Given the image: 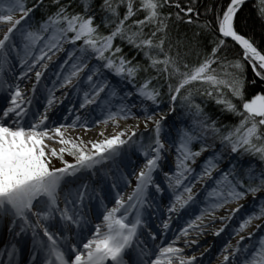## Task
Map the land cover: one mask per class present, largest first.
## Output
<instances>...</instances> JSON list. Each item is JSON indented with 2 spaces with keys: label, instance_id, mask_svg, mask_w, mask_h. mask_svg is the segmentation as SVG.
I'll list each match as a JSON object with an SVG mask.
<instances>
[{
  "label": "snow or ice",
  "instance_id": "1",
  "mask_svg": "<svg viewBox=\"0 0 264 264\" xmlns=\"http://www.w3.org/2000/svg\"><path fill=\"white\" fill-rule=\"evenodd\" d=\"M245 3L246 0H228L216 8L209 6L201 21L193 6L195 0H189L186 6L180 0H99V3L97 0H52L55 11L30 30L28 21L46 6V0H32L31 5L27 0H0V24L9 25L0 38V92H7L4 106L0 107V221L7 222L14 241L7 251L8 264H18V242L29 234V264H197L195 255L186 256L184 248L175 246L179 238L187 237L190 229H200L205 217L215 222L218 210L237 204L226 217L220 218L230 220L243 207L240 201L249 195L253 198V211L234 229L235 236H239L236 244L224 245L221 264H264V237L257 244L244 245L246 239L252 240L254 233L241 235L254 221L264 220V196L257 199L258 193H264V90L246 98L247 84L255 85L256 78L264 82V51L237 30V14ZM255 6L258 17L264 20V0H256ZM165 8L175 11L165 12ZM141 13L143 18L139 17ZM180 23L193 26L191 36L185 32L173 37L170 24ZM205 37L211 47L204 43ZM65 44L74 46L68 53V60L75 57L71 70L62 77L57 75L53 87L45 89L43 112L31 111L33 98L25 94L18 81L31 80L30 73L34 72L30 89L34 97L48 69V61L64 51ZM38 45L39 55H35ZM122 45L134 53L131 58L124 53ZM236 46L242 51L230 58L229 50ZM182 49L187 50L182 52ZM191 52L198 59L203 54L196 65H190L185 59ZM13 53L21 69L13 78L17 82L5 78V72L12 68ZM141 53L148 61L147 66L136 60ZM249 67L254 74L250 81ZM86 69L83 82L88 90L83 92L79 108L85 109L101 100L97 106L106 111V116L99 123L112 122L119 128V121H135L128 129L111 136L101 131L99 135L103 139L85 142L67 133L78 127L85 133L90 131L97 123L90 119V113L83 118L76 115L68 124L50 122L48 113L56 104L55 92L70 86L79 92L81 73ZM149 69L155 75L137 84L138 74ZM104 70L131 84L135 91L119 95ZM161 78L163 84L152 86L153 80ZM165 86L168 112H157L165 94L161 89ZM102 93L106 98L101 97ZM194 93L214 100L221 106V113L237 117V123L218 127V120L208 116L194 101ZM113 99L121 101L115 111L110 106ZM177 105L190 112L195 110V116L201 117L194 120L200 131L197 135L179 130L178 143L169 144L177 155L174 173H163L174 196L167 211L177 213L193 202L196 183L212 178L225 158L230 167L215 178V187L208 192L206 207L200 214L188 221L175 240L167 246L157 245L158 251L152 252L140 247L144 241L140 240L138 230L145 226L142 210L148 203L149 189L162 192L154 173L162 169L161 161L168 150L162 139L164 121L168 113L177 111ZM141 122L144 130L151 133L148 137L138 134ZM208 139H217L221 148L205 158L197 173L191 165L209 151L210 145L205 143ZM197 140L201 142L199 150H193ZM46 141L60 147H50ZM126 145L135 147L145 162L138 171H133L135 185L132 187L128 182L132 190L126 200L117 191L115 206L108 208L101 198L103 224H94V231H90L88 226L92 221L83 213L85 201L92 197L90 186L83 182L76 186L69 178L83 173L97 175L94 170L115 160ZM65 155L73 162L66 160ZM53 159L62 166H55ZM112 187L117 185L113 183ZM225 227L226 224L214 234L220 236ZM255 227L259 230L264 225ZM168 228L169 223L164 222L163 229ZM148 235L152 240L157 239L152 233ZM129 250L137 251L136 259L125 258ZM38 256L42 259L38 260Z\"/></svg>",
  "mask_w": 264,
  "mask_h": 264
},
{
  "label": "bare ground",
  "instance_id": "2",
  "mask_svg": "<svg viewBox=\"0 0 264 264\" xmlns=\"http://www.w3.org/2000/svg\"><path fill=\"white\" fill-rule=\"evenodd\" d=\"M180 2L182 4V6H186L189 4V0H180ZM246 5L251 6L256 18H258L260 20V22L264 25V20H261L257 14L256 6H255L256 0H253L251 2L248 1L245 3L244 6H246ZM193 6L198 10V14H199L200 19L202 21L204 19L205 13L203 12V10H201V8L197 5L196 2ZM244 6H242V8ZM121 10H122V12L124 11V9H121ZM172 11H175V9H172ZM139 17L143 18V15L139 14ZM134 19H135V17H134ZM180 24L186 25L183 23H180ZM7 27H9L7 24L0 25V37L1 38H3V35L5 34ZM189 27H190V25H189ZM192 28H193V26H191V29ZM233 49H237L238 51L241 52V50L239 49L238 46H236ZM59 54H60L59 56H56V57L52 58L51 61H48V69H47V71L44 72V74L41 78V79L51 78L52 83L50 81L45 83V85H43L44 88H43V86L38 85L37 92L40 90H43V92H42L43 94H42V96H40L41 100H39L38 102H36L34 100V102H33L37 105L36 111L43 112L44 104L46 103V101L44 99V97L46 96L45 89L53 87V80L56 81V79H57L54 76L55 75L54 72L58 73V71H59L58 65L64 63V61L66 59H68V55L66 54L65 51L60 52ZM36 55H39V46L36 50ZM74 59H75V57H73L72 60H69V63L66 64V66L64 67V71H66L64 73V75L67 74L71 70V64L73 63ZM11 60H12V68H11V71L5 72V78L9 79L12 82H17L13 78L18 76L21 72L19 59L17 60V63H16L14 53H13L11 55ZM139 61L141 62V60H139ZM186 61H188V60L186 59ZM41 63H44V62L42 61ZM91 63H93V62H91ZM39 68H40V65H37V70H39ZM248 71L251 73V75L253 77L254 74L252 73L250 67L248 68ZM86 74H87V69L85 70L84 73H81L80 88L88 90V85L83 82L84 78L86 77ZM30 75L32 76L31 80L26 78L23 81H18L20 83L21 88L24 90L25 94L29 97H31L29 95V93L31 92L30 91L31 85L34 83V72L30 73ZM104 75L108 78V80L110 81V83L112 85L116 86L118 94L122 95L124 91H128V88H125L123 86L124 83L120 79H118L116 76H114L110 72H108L107 70H104ZM144 75H146V73ZM94 79H96V77H94ZM256 79L259 81L258 78H256ZM259 82H261V81H259ZM173 83H175V81H173ZM261 83L264 84V82H261ZM76 93H77L76 90L73 89L71 86L69 88L58 89L55 92V95L57 98L56 104L53 107V109L51 111H49V113H48L50 122L55 121V122H59V123L68 124L75 118L76 115H81L83 118L85 114L90 113L91 114L90 119L97 121V123L93 124L91 126L90 131H88L87 133H85L84 130L82 128H79V127L76 128L74 131L70 129L69 132L67 133L68 136H71L73 138L81 137L82 139L96 141L97 139H103V137H101L99 135V133L101 131L104 132L105 136H111V135H113L112 130L124 131L135 123V121H133V120L119 121V125H120L119 128L115 127V125L112 122H110L108 125H104L102 123H99V121L103 120L106 116V111H102V110H99V112L94 111L95 107H97V105H99L101 103V100H98L97 104L89 105L85 109H80L79 104L81 103L82 99L80 100L79 97H74V96L72 97V95H75ZM6 95H7L6 91L0 92V107L4 106V97ZM101 97L104 98L103 94H101ZM132 99L134 100L133 97H132ZM118 102H120L119 99H113L111 101L110 106L112 107L113 111L116 110V107L118 106L117 105ZM162 110H164L163 112H165V113L168 112V108H165ZM162 110H160V111H162ZM175 116H177V114L168 113V116H167L168 118L165 121L167 122L169 118H173ZM64 117H67L68 119L64 120ZM175 122H176V118H175ZM164 126H166V125H164ZM164 126H163V132H162V139L165 140V143L167 144L166 149H168L169 143H171L172 141H175L176 136L173 133H171V135H168L167 137L165 135H163V134H165V132L167 130ZM150 134L151 133L149 132V133H146V135H144V136L148 137ZM46 143H49V146H50L54 142H47L46 141ZM57 145H59V144H57ZM123 149L126 151H130V152H134V150L137 151L135 149V147L129 148L127 145ZM123 149H121V151ZM131 149H133V150H131ZM176 155L177 154H176L175 150H170V153L168 155H167V151H165L164 159H163L164 162L163 161H161V162L166 163L167 166L171 163H175ZM116 162H117V164L114 166L112 165L113 164L112 162H108L109 167H107V168L102 167V165H99L97 167V169L94 170L97 173V175H95V176H93L92 173H83V174H78L77 177L70 179L74 182V184L76 186H78L81 182L88 183L90 186L89 190L92 192V197L90 200H86L87 206L85 205V207L83 208L87 213L86 218H90L92 221V223H90L88 226L90 231H94V224H101V225L103 224L102 213L104 212V207L101 206V204L98 202L96 197L104 198L103 203L108 208H109V204L111 205V203L114 202L115 195H116L117 191L121 192V194L124 196V198L126 200L127 195L131 192V189H132L131 187L128 186V182L130 181L131 184H133L135 182V176L133 175V171L134 170L138 171L139 168L143 166L145 160H144L143 156H137V155L133 156L132 155L131 158L122 157L120 160L119 159L117 161L115 160L114 163H116ZM166 168L168 169L167 171H165ZM166 168H164V169L162 168L163 170L161 172L154 174L155 180L157 183L160 184L162 192L157 193L154 188L149 189V201H148L149 204L145 207V209H143L145 211V215H144V213L142 215L143 221H145L151 217V214L153 212L159 211L160 215H159L158 220L156 221L158 226L154 231L156 233L154 235L157 237V239L152 240L151 237L148 235L149 233H152L151 232V228H152L151 221H149V220L146 221L147 224H149L148 226L146 225V222H145V226H142L138 230L141 232L140 237H141L142 241H144L143 246H146L145 248L149 251H152V252L158 251V249L156 247L157 245L167 246L169 243H171L173 240H175L176 237L179 236L180 230H182L184 227H186L187 223H188V221L186 219L183 220L181 217V214L187 208H184L177 213H169L167 211V208L173 203L174 199H171V196H173V192L171 189L168 188V184H167L166 178H165L163 173L164 172H174L175 167H172L171 169H169V167H166ZM121 170H123V172H120ZM196 171H197V173L199 172L198 169ZM122 174H125V177H127V180L122 178L119 181V182H121V184L118 185L119 187L116 190V192L114 194H112L113 198L109 199V197H107V195L110 194V192H108V191L110 190L111 184L112 185H113V183L117 184L118 183L117 179H120ZM199 184H201V183H198V186H199ZM201 185L203 186V183ZM205 185H206V183H205ZM94 191H96L97 193H95ZM193 191H195L196 195H198L200 193L199 188L193 189ZM163 193H165L166 195H164ZM152 197H158L161 200L155 207H154V202L152 200ZM164 202H165V204H163ZM153 209H154V211H153ZM230 211H232V209H227V208L222 209L221 212L223 213L222 215H224L223 217H226ZM217 212H220V210H218ZM148 213L149 214L151 213L150 217H149ZM197 215H199V213ZM235 216L232 217L230 220H222V219L218 218V216L215 215V217H216L215 222H213L209 217H205L203 220V223L201 224L200 229H196V230L190 229L189 235L187 237H180L175 246L184 248L183 254L186 256L195 255L197 257V264H221V261L223 260V257L221 256V251H222L224 245L228 241H232V244L235 245L236 241L239 239H237V240L234 239L235 232L232 231L229 234V236H227L226 241H223V242L218 241L217 242V239L220 236H216L214 233H215V231L219 230L220 227H224L225 224L226 225L232 224V226H233V219L235 218ZM169 217H171V219H169ZM130 219H131V217H130ZM164 222H168V223L170 222L169 228L167 230L163 229V223ZM221 222H222V224H220ZM261 225H264V223ZM263 228L264 227H261V229H263ZM225 230H226V228H225ZM160 231L165 232L164 237H161ZM201 231H202V234H201ZM249 233H254L252 240L249 241L246 239L243 243L245 245H247L249 243L257 244L259 240L255 241L256 233L253 232L252 230H249L248 232H245L244 234L241 233V235L247 236ZM221 234H223V232ZM195 239H197V240H195ZM193 241H195V243H193ZM186 244H187V246H185ZM151 258H154V257H151ZM28 263L29 262L27 261L26 264H28Z\"/></svg>",
  "mask_w": 264,
  "mask_h": 264
},
{
  "label": "rangeland",
  "instance_id": "3",
  "mask_svg": "<svg viewBox=\"0 0 264 264\" xmlns=\"http://www.w3.org/2000/svg\"><path fill=\"white\" fill-rule=\"evenodd\" d=\"M142 15H143V13H141ZM37 15V14H36ZM36 15H35V13H34V16L31 18V20H32V25H33V27L34 28H36V27H38V22H39V20L38 19H36L37 17H36ZM17 18H19V16H17ZM24 22L22 21V24H23ZM28 23H29V21H28ZM0 25H2V24H0ZM9 26V25H8ZM33 28V29H34ZM1 38V37H0ZM17 41L19 42V40L17 39ZM39 46V45H38ZM38 46H37V48H38ZM20 47H22V46H20ZM64 51L66 52V54L68 55V53L70 52V51H72L73 50V48H74V46L73 45H71L70 46V44H65L64 46ZM37 50V49H36ZM61 52H63V51H61ZM60 53V52H59ZM59 53H57L56 55H54L52 58H54V57H56V56H59L60 54ZM232 51H230V54H229V56H230V58H232L233 56H234V54L232 55ZM35 55H36V51H35V53H34ZM21 55H23V52L21 51ZM76 55H78V53L76 54ZM15 58H17V56H16V54H15V56H14ZM66 60H68V59H66ZM65 60V61H66ZM93 62V64H95V63H98V62H96V61H92ZM68 63H69V60H68ZM67 63V64H68ZM66 66V64L65 63H62V64H59L58 65V69H59V71H58V73L57 72H54L55 73V78H57V75H60L61 77L64 75V73L66 72V71H64V67ZM61 69H63V70H61ZM118 79H120L119 77H117ZM54 81V80H53ZM143 80L141 79L140 80V82L139 83H141ZM124 84H123V86L125 87V88H128V91H135V89L132 87V85L131 84H128V83H126L125 81H122ZM137 83V82H136ZM139 83H137V84H139ZM122 86V87H123ZM152 86H156V84H155V82L153 81V83H152ZM123 87V88H124ZM85 91V89H83V88H80V91L79 92H77L75 95H72V97L74 96V97H79V99H83V92ZM119 95H121V94H119ZM134 98V100L136 99L135 97H133ZM121 102H119V104H120ZM160 110H161V106L158 108V109H156V111L157 112H160ZM157 118H159V117H157ZM168 118V117H167ZM129 124V123H128ZM164 125H166V126H164ZM164 127L167 129L166 130V132H165V134H163V135H165L166 137L168 136V135H171V133H173V134H175V136H176V140H175V142H177L178 143V131L179 130H182L181 129V125H178V123H176L175 122V117H173V118H169L168 119V121L166 122V121H164ZM152 128V125L150 124L149 125V129H151ZM186 130H189V131H193L194 132V134H199V129L197 128V126H196V124L194 123V121H191L190 122V124L187 126V128H186ZM117 132H119V130H112V134H115V133H117ZM150 131H145L144 130V128H143V123L141 122V127L139 128V130H138V134L139 133H143L144 135H146V133H149ZM133 139H136L135 137L133 138ZM85 142H87V141H89V140H87V139H83ZM170 140V139H169ZM93 141V140H92ZM171 141V140H170ZM173 142V141H172ZM199 143V145H197V149L196 148H193V146H192V148H193V150H199V147H200V141L199 140H197V141H195L194 143ZM170 144V143H169ZM167 145V144H166ZM50 147H54V148H59L60 147V145H57L56 143H52L51 145H50ZM131 150H133V149H131ZM170 150H175V148L174 147H168V150H167V153L168 152H170ZM213 151H218V149H216L215 147H210L209 148V151L208 152H205V153H203L200 157H198L197 158V163L195 164V165H191V167H193L195 170H199V171H201V165H202V163L204 162V160H205V158L206 157H208V156H210V155H212V153H213ZM176 152V151H175ZM134 156V155H137V156H142L138 151H135L134 150V152H130V151H126V150H122L121 151V154L119 155V156H117L116 158H115V160L117 161L118 159L120 160L122 157H128V158H131V156ZM225 157H227V151L225 150ZM65 159L66 160H68V161H71L72 160V158L71 157H69V156H67V155H65ZM247 159V158H246ZM115 160H110V161H108V162H112L113 164V166L114 165H116L117 164V162L116 163H114L115 162ZM108 162L106 163V164H103L102 165V167H109L108 166ZM53 163H55V165L56 166H58V165H61L60 164V162L58 161V160H56V159H53ZM168 167H169V169H171L172 167H175V163H171V164H169L168 165ZM230 167V165L227 163V158H225V160L223 161V162H221V164H220V168L216 171V172H214L213 173V177L212 178H206L204 181H201V182H199V183H203V186L201 185V184H199V186H198V184L196 183V186H195V188H193V189H196V188H199V190H200V193L198 194V195H196L195 194V191H193V194H194V196H195V199H194V201L193 202H191V206H189V207H191V210H194V212L193 213H195V214H193V216L192 215H190V213H191V211L189 210V208L188 209H185V211L183 212V214L181 215V217L184 219L185 217H188L189 218V220H194L195 219V217L197 216V214L199 213L200 214V211H201V209H203L204 207H206V203H205V198L207 197V194H208V192H210L211 190H212V188L213 187H215V184H214V180H215V178H217L218 177V175H219V173H220V171H226L228 168ZM171 171V170H170ZM197 172V171H196ZM169 174H172V173H174V172H168ZM193 175H195V173H193ZM210 180V181H209ZM185 183H188L187 181H185ZM205 183H206V185H205ZM182 190V189H181ZM164 195H166L165 193H163ZM186 195V194H185ZM260 196H264V193H258L257 194V199H259V197ZM160 200V199H159ZM252 201H253V198L249 195L245 200H243V201H240V204H243V207L241 208V210H240V212H238V213H236V216H235V218L233 219V226H232V224H229V225H227V227H225L226 228V230L223 232V234H221L220 235V237L217 239V242L219 241V242H223V241H226L227 240V236H229V234L232 232V231H234V229L238 226V224L244 219V218H246V216L248 215V214H250L252 211H253V203H252ZM238 205L237 204H230V205H226L225 206V208H227V209H232V210H234L236 207H237ZM222 209H224V208H222ZM222 209H220V212H216L215 213V215L216 216H218V218H222L224 215H222L223 213L221 212V210ZM188 220V221H189ZM264 223V220H259V221H254L253 222V224L245 231V232H248L249 230H252L253 232H255L256 233V238H255V241L256 240H259L260 238H262V237H264V228L263 229H260V230H257L256 228H255V226H256V224H263ZM220 224H222V222L220 223ZM231 225V226H230ZM7 230H8V224H7V222H2V221H0V262L2 261V259L4 258V256H5V254L4 253H6V252H4V251H2V248L5 246V243H4V239H5V237H6V235H8V232H7ZM244 232V233H245ZM244 233H242V234H244ZM9 236V235H8ZM24 238V237H23ZM28 239H29V244L27 245V247L25 246V244H24V241L23 242H21L19 245H18V248L20 249V252H19V258H21V256L22 255H24L25 253V256L26 257H28V258H30V246H31V244H30V241H31V238H30V234L28 235ZM234 239H239V236H234ZM185 240V239H184ZM195 240H197V239H195ZM254 241V242H255ZM228 242H231L232 243V241H228ZM227 242V243H228ZM245 245V244H244ZM22 253V254H21ZM210 254V253H209Z\"/></svg>",
  "mask_w": 264,
  "mask_h": 264
},
{
  "label": "trees",
  "instance_id": "4",
  "mask_svg": "<svg viewBox=\"0 0 264 264\" xmlns=\"http://www.w3.org/2000/svg\"><path fill=\"white\" fill-rule=\"evenodd\" d=\"M228 0H195V2L197 3V5L201 8V10H203V12L205 13V9L209 6L216 8L219 7L221 3H225ZM28 4L31 5L32 0H27ZM200 2V3H199ZM97 3H99V0H97ZM73 7H75V5H73ZM56 6L52 4V0H46V6L38 9L35 12L36 15V19L40 21H42L43 19L46 18V16L48 14H50L51 12L55 11ZM77 11H79V9H77ZM163 11L168 12V11H172V9H168L165 8ZM122 12V10H121ZM211 18V16H209V19ZM134 19V18H133ZM32 26V27H31ZM31 30L34 28L33 25H31ZM178 27V31L176 30ZM236 27L237 30L241 33L244 34L246 37H250L251 39H253V41L257 44L258 48L261 49L262 51H264V25L260 22V20L258 18H256V16L254 15L253 9L251 8L250 5H246L244 6L240 12L237 14V20H236ZM170 30L172 31V35L173 37H179L180 34L187 32L189 36L192 35V29L191 26L189 27V25H172L170 24ZM102 31L106 32V29H102ZM145 31L147 32L148 29H145ZM204 39V43L207 44L208 47H211V45L208 43L207 38H203ZM117 44L120 43L119 40L116 41ZM122 47L124 48V53L127 54L128 58H131L132 55L134 54L133 52L129 51V47L126 45H122ZM187 49H182L181 51H186ZM230 51H232V55L238 51L237 49H230L229 50V54ZM120 55V54H117ZM233 56V57H234ZM188 61V63L190 65H196L199 63V60L203 58V54H201V56L197 57L195 52H191L189 53L186 57H185ZM136 60L139 61L141 60V63L144 66H147L148 61L143 59V54L141 53L140 55H138L136 57ZM216 67V66H213ZM149 69V71L145 74V72L141 71L138 74L137 80L139 79H144V78H148L152 75H155L154 72H152V70ZM247 77L248 80L250 81L253 77L251 75V73L249 71H247ZM157 85L163 84V78H161L160 80H153ZM195 86H199V85H195ZM261 90H264V84L259 82L257 80V83L255 85L252 84H247L246 85V98H250L254 93L260 92ZM162 93H165L162 96V109L168 108V97L166 95V86L161 89ZM194 101L198 104L201 105V107L204 109V112L206 114H208V116H210L212 119H216L218 120V127H222L223 124H235L238 121L237 117H234L230 114H222L220 111L221 106L216 105L215 101L212 99H209L207 96H202L198 93H194ZM164 111V110H163ZM177 118L184 123L185 125H188L191 121L194 120H198L201 117H196L195 116V110H191V112L187 109L181 108L179 107V105H177ZM200 131V130H199ZM208 145H211L213 147H221L219 144V141L217 139H208L207 141H205ZM246 159V158H245ZM248 159V158H247ZM54 164V163H53Z\"/></svg>",
  "mask_w": 264,
  "mask_h": 264
},
{
  "label": "water",
  "instance_id": "5",
  "mask_svg": "<svg viewBox=\"0 0 264 264\" xmlns=\"http://www.w3.org/2000/svg\"><path fill=\"white\" fill-rule=\"evenodd\" d=\"M248 1L251 2V1H253V0H246V2H248ZM238 47H239V46H238ZM241 51H242V50H241Z\"/></svg>",
  "mask_w": 264,
  "mask_h": 264
}]
</instances>
